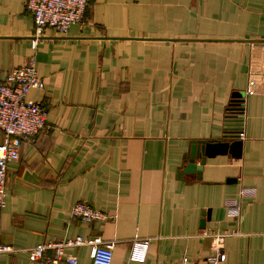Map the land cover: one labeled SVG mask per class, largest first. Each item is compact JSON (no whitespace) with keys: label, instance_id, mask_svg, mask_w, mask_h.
<instances>
[{"label":"crops","instance_id":"1","mask_svg":"<svg viewBox=\"0 0 264 264\" xmlns=\"http://www.w3.org/2000/svg\"><path fill=\"white\" fill-rule=\"evenodd\" d=\"M35 30L26 0H0V80L34 58L45 86L29 98L48 110L8 166L0 246L13 250L0 264H34V246L77 236L115 241L112 264H209L211 230L235 231L225 264H264V0H90L82 23L47 29L36 49ZM230 127L244 132L240 158L178 175L193 140ZM242 187L257 194L233 221L224 202ZM79 201L108 217H72ZM137 238H151L142 262ZM67 251L93 264L91 246Z\"/></svg>","mask_w":264,"mask_h":264},{"label":"built area","instance_id":"2","mask_svg":"<svg viewBox=\"0 0 264 264\" xmlns=\"http://www.w3.org/2000/svg\"><path fill=\"white\" fill-rule=\"evenodd\" d=\"M89 5L90 0H26V7L34 18L36 28L32 47L37 48L47 29L54 30L58 35H65L71 25L82 23ZM44 86L34 58L3 74L0 80V131L3 133V141L0 142V208L7 202L9 164L20 158L22 142L33 140L36 134L46 128L48 110L29 98L32 90H41ZM239 137H244V132L240 131ZM256 194L255 187H242L238 197L225 200L228 218L239 221L242 217V200L253 198ZM71 216L85 222L105 220L108 217L105 212L84 201L73 205ZM234 232L211 230L206 233L211 238V253L207 258L209 264L226 263V240ZM150 241L151 238L135 240L132 253L134 260L144 261ZM84 245L91 246L93 264L113 263L116 242L105 240L102 236H77L39 244L31 248L29 258L34 264H78L77 257L69 253L67 248ZM48 249L54 250L52 256L46 255ZM12 250L11 246H0V252ZM187 261L184 258V263Z\"/></svg>","mask_w":264,"mask_h":264},{"label":"water","instance_id":"3","mask_svg":"<svg viewBox=\"0 0 264 264\" xmlns=\"http://www.w3.org/2000/svg\"><path fill=\"white\" fill-rule=\"evenodd\" d=\"M234 109L239 111L238 108ZM242 147L243 141L239 138L238 127H230L226 140H193L189 151L184 157V164L182 168H180L178 175L181 177L184 175L196 174L197 178L201 179L202 171L208 158L229 153L233 158H240L242 154ZM197 160L200 161L199 164H197Z\"/></svg>","mask_w":264,"mask_h":264},{"label":"trees","instance_id":"4","mask_svg":"<svg viewBox=\"0 0 264 264\" xmlns=\"http://www.w3.org/2000/svg\"><path fill=\"white\" fill-rule=\"evenodd\" d=\"M231 125L237 126L238 123H231ZM229 131H230V128H228L227 133H229Z\"/></svg>","mask_w":264,"mask_h":264}]
</instances>
